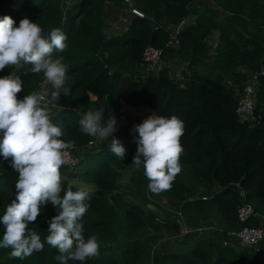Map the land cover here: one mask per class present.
Masks as SVG:
<instances>
[{
	"label": "trees",
	"instance_id": "obj_1",
	"mask_svg": "<svg viewBox=\"0 0 264 264\" xmlns=\"http://www.w3.org/2000/svg\"><path fill=\"white\" fill-rule=\"evenodd\" d=\"M117 1L74 0L66 6L64 0H0V17L11 16L16 26L27 17L45 35L59 28L68 37L65 51L53 53L69 65L66 86L71 94H61L62 105L51 114L63 131L61 139L74 141L75 146L88 141L90 136L81 130L79 121L90 109L103 108L104 123L110 115L117 119V139L126 149L124 160L103 140L98 150L84 153L70 173L94 185L91 206L83 217L84 235L86 239L95 235L100 247L98 256L84 264H259V253L264 250L236 248L223 240L228 229L243 225L236 214L239 187L255 212L264 216L263 73L257 75L253 117L241 119L236 111L248 73L264 65V0H212L222 15L196 0H133L145 15H133L122 31L111 30L106 37L103 12L107 2ZM190 14L194 19H188L176 33L178 45L168 44V26ZM214 30L217 40L212 47L207 37ZM148 44L162 49L164 63L151 67L143 60L142 51ZM174 56L187 65L180 76L171 74L166 64ZM28 67L0 71V77L12 71L21 75L24 83L19 99L38 91L45 80L43 72L25 76ZM126 106L147 108L151 115H176L185 122L182 170L171 189L158 194L178 203L190 223L171 251L152 252L162 234L178 235L182 226L174 213L165 211L164 218H159L148 206L152 203L162 209L154 199L156 194L148 189L143 167L132 165L138 133L130 126L137 120L122 123ZM130 166L127 192L123 193L118 190L120 170ZM17 179L9 161L0 156V215L15 197ZM62 184L65 188L71 184L74 191L79 187L63 177ZM201 188L206 197L201 196ZM57 214L49 203L36 225H30L45 244L42 251L20 260L9 258L12 249H0V264H59L54 259L58 250L46 243L48 221ZM245 223L260 224L257 216ZM3 232L0 225V239ZM68 264L81 262L70 260Z\"/></svg>",
	"mask_w": 264,
	"mask_h": 264
},
{
	"label": "clouds",
	"instance_id": "obj_2",
	"mask_svg": "<svg viewBox=\"0 0 264 264\" xmlns=\"http://www.w3.org/2000/svg\"><path fill=\"white\" fill-rule=\"evenodd\" d=\"M67 35L59 28L47 35L42 27L25 17L16 26L11 16L0 17V71L6 67L30 65L24 75L43 72L53 87L51 101L57 102L61 94L69 96L66 86L69 65L63 56L55 57L54 50L63 53L67 48ZM23 79L16 71L0 77V156L9 161L18 174L16 194L0 215L3 237L0 249H12L10 259L23 260L44 249L34 222L51 203L57 215L49 221L46 243L58 250L54 257L59 264L75 260L84 262L99 254L95 235L85 238L83 217L90 208L91 188L80 186L73 190L62 184L60 169L68 163L74 141L61 139V127L53 123L43 92L33 91L18 98L23 91ZM104 109L88 110L79 121L81 130L101 141L110 139V151L124 160L126 149L115 137L117 119L110 115L103 122ZM138 133V148L132 165L143 166L148 189L155 194L170 190L181 172L180 157L184 151L181 137L185 122L176 115L170 117L153 114L133 128ZM63 193V195H61ZM38 227V226H37Z\"/></svg>",
	"mask_w": 264,
	"mask_h": 264
},
{
	"label": "built area",
	"instance_id": "obj_3",
	"mask_svg": "<svg viewBox=\"0 0 264 264\" xmlns=\"http://www.w3.org/2000/svg\"><path fill=\"white\" fill-rule=\"evenodd\" d=\"M112 6H116L120 13H127L130 16L125 18V26L121 30L122 31L129 23L130 19L133 15L144 16V12H142L133 2V0H119L115 3H111ZM188 22V18L183 19L178 24H171L168 26L170 29V39L168 44L172 46L178 45V39L176 37V33L181 26ZM109 32H105V36H108ZM142 58L147 64L151 67H154L162 61V49L160 47L148 44L144 47L142 51ZM258 73L264 74V65L260 68L259 71H250L248 73V78L244 83L240 93L238 94L237 99V107L236 111L241 119H247L253 117L254 107L256 106V84H257V75ZM47 83L46 80H43L40 85V89L37 92H43L46 97V92L42 89ZM46 102V101H45ZM117 138V134H114ZM109 140H104L110 143ZM101 140L90 136L88 141L81 145L75 146L73 149L69 151V160L68 163L64 166L73 168L78 165L81 160V157L84 153L90 152L95 149L100 148ZM239 195L241 201L238 203L236 208V214L238 219L243 222V225L237 229H228L226 232V237L223 240L224 244H232L236 248H241L242 246L252 247L257 250V246L260 241L264 238V228L262 225H250L247 222L251 217L257 216L253 205L246 200V193L242 187H239ZM202 197H206L207 195L204 193L201 195Z\"/></svg>",
	"mask_w": 264,
	"mask_h": 264
},
{
	"label": "rangeland",
	"instance_id": "obj_4",
	"mask_svg": "<svg viewBox=\"0 0 264 264\" xmlns=\"http://www.w3.org/2000/svg\"><path fill=\"white\" fill-rule=\"evenodd\" d=\"M196 4H201L203 7H209L211 9H213L214 11H216L217 13H219L220 15L223 14V10H221L220 8H218L212 0H196ZM66 6H69L71 3L74 2V0H64ZM111 2H107L106 6H105V10L103 12V24H104V29L105 32H109L111 31V29H116V30H121L124 26H125V18L128 15L127 13H120L117 9V7L114 5L112 6L110 4ZM191 13V11H190ZM194 15L188 16V19H193ZM113 27V28H112ZM171 28H169L170 31ZM211 35V36H210ZM207 38H209L211 41H214V36L217 35V30H214L211 34H210ZM164 63V60H162ZM166 64H168L170 67V72L173 75L176 76H180L181 75V71L182 69L186 68L187 65L184 62V60L179 59L177 61H166ZM148 68V67H147ZM11 70H13V68H10ZM45 92H46V102L51 101V94L53 92V87L50 83H46L45 86H43L42 88ZM61 98L55 102V101H51V103L48 104L49 109H50V115L54 114L56 112L57 109H59L61 107ZM77 108L79 109V106H77ZM125 112L127 113L126 118L123 120V124L126 122H130L131 120H137L136 122H134L131 126H130V130L133 131V128L135 125L141 124L140 122H143L144 119L148 118L149 116H151L152 113H150L149 111H147V108H143V107H135V106H126L124 108ZM95 150H98L95 149ZM131 167H125L123 169H121L120 171V176L118 178V182H119V187L118 190H120L121 192L125 193L126 191V187L125 185L129 182L128 181V177H129V173L131 171ZM143 167V166H141ZM66 168V167H65ZM71 172H75L74 167L73 168H66V170H63V173H61L62 177L67 179L68 181H70L72 184L76 185V186H87L91 189L94 188V185L87 183L85 181H83L79 176L77 175H71ZM201 194H203V188H201ZM161 206L162 209H159L156 205L152 204V203H148V206L151 207V209L157 211L158 213V217L159 218H164L165 216V211H170L172 213H174L173 216H175L174 218H176L177 221L180 222L181 224V233L178 235H168V234H162V236L159 238V240L155 243H153L152 245V252L153 253H160L164 250H173L176 248V246L178 245L179 240L181 239V236L183 233H185L189 227H190V223L189 220L183 216V214L180 213V208L178 206V203L173 202L172 200H168L167 198H165L164 196L158 195L156 194V198H154ZM203 222V221H202ZM204 223L207 224V221H205ZM200 228V227H198ZM114 242H111L110 245H114ZM104 246H107L104 243ZM259 246V245H258ZM256 247L257 250L259 251V247ZM260 251L259 257H260V263H259V259H258V263L259 264H264V252Z\"/></svg>",
	"mask_w": 264,
	"mask_h": 264
},
{
	"label": "crops",
	"instance_id": "obj_5",
	"mask_svg": "<svg viewBox=\"0 0 264 264\" xmlns=\"http://www.w3.org/2000/svg\"><path fill=\"white\" fill-rule=\"evenodd\" d=\"M111 3H113V2H111ZM110 3V4H111ZM195 17V16H194ZM194 19V18H193ZM192 19V20H193ZM189 21V20H188ZM211 36V35H210ZM214 41L212 40H210L209 38H207L208 39V41L210 42V45L213 47V45L215 44V42H216V40H217V35L216 36H214ZM212 51H213V49L211 48L209 51H208V53H207V56H208V59H211L212 58ZM180 58L178 57V56H174L173 58H169V59H167V61H177V60H179ZM185 62V61H184ZM186 63V62H185ZM167 66H169L168 64H167ZM170 67V66H169ZM171 70V69H170ZM257 217H258V219H259V222H260V225H262L263 226V228H264V216L263 215H260V214H257ZM259 249L260 250H264V238L260 241V243H259ZM262 253V252H261ZM259 255H261L260 253H259ZM264 261V260H263ZM259 263H260V257H259Z\"/></svg>",
	"mask_w": 264,
	"mask_h": 264
}]
</instances>
